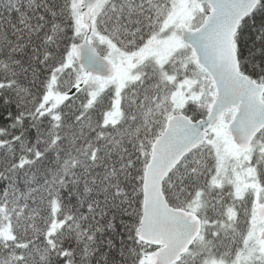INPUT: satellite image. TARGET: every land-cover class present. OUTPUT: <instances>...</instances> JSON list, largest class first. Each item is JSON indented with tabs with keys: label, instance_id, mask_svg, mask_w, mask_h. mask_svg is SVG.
Returning <instances> with one entry per match:
<instances>
[{
	"label": "snow or ice",
	"instance_id": "snow-or-ice-1",
	"mask_svg": "<svg viewBox=\"0 0 264 264\" xmlns=\"http://www.w3.org/2000/svg\"><path fill=\"white\" fill-rule=\"evenodd\" d=\"M0 264H264V0H0Z\"/></svg>",
	"mask_w": 264,
	"mask_h": 264
}]
</instances>
